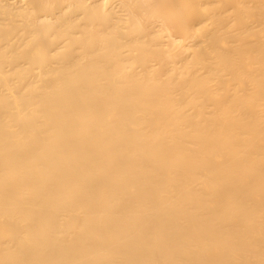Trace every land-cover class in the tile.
<instances>
[{
  "label": "bare ground",
  "instance_id": "1",
  "mask_svg": "<svg viewBox=\"0 0 264 264\" xmlns=\"http://www.w3.org/2000/svg\"><path fill=\"white\" fill-rule=\"evenodd\" d=\"M0 264H264V0H0Z\"/></svg>",
  "mask_w": 264,
  "mask_h": 264
}]
</instances>
